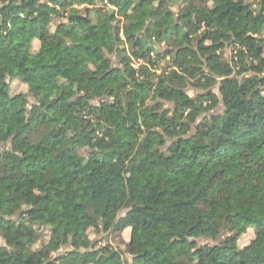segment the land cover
Segmentation results:
<instances>
[{"label": "trees", "instance_id": "16d2710c", "mask_svg": "<svg viewBox=\"0 0 264 264\" xmlns=\"http://www.w3.org/2000/svg\"><path fill=\"white\" fill-rule=\"evenodd\" d=\"M249 1L0 0V264H264Z\"/></svg>", "mask_w": 264, "mask_h": 264}, {"label": "rangeland", "instance_id": "374dc122", "mask_svg": "<svg viewBox=\"0 0 264 264\" xmlns=\"http://www.w3.org/2000/svg\"><path fill=\"white\" fill-rule=\"evenodd\" d=\"M249 2H252V1L250 0ZM37 46H38V42L34 41L33 45H32V50L34 51L37 48ZM231 54H232V47H229L225 50V57L227 59H230ZM134 64L136 65L135 62H134ZM234 84H235L234 78H232V77L224 78V79L220 80V82L217 84L216 92L218 93V91L221 87L227 88V87L232 86ZM26 91H27L26 85L22 84L20 81L15 80V81L11 82V92L13 94H16L19 92H26ZM189 93L192 95L193 91L190 90ZM253 236H254L253 230H248L245 234H243L239 238V241H238L239 246L242 247V246L247 245L250 242V240L253 238ZM100 237H101V241H100L99 245H110L111 247H119L121 245V241H124V240L129 238V230L123 231L122 234H120V235L109 234L107 236L103 235ZM0 243H2L1 239H0Z\"/></svg>", "mask_w": 264, "mask_h": 264}]
</instances>
